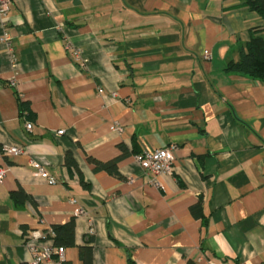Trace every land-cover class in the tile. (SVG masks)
Listing matches in <instances>:
<instances>
[{
    "label": "crops",
    "instance_id": "obj_1",
    "mask_svg": "<svg viewBox=\"0 0 264 264\" xmlns=\"http://www.w3.org/2000/svg\"><path fill=\"white\" fill-rule=\"evenodd\" d=\"M8 1L0 264L71 219L65 264H264V82L225 69L260 16L237 0ZM170 145V174L135 160Z\"/></svg>",
    "mask_w": 264,
    "mask_h": 264
},
{
    "label": "built area",
    "instance_id": "obj_2",
    "mask_svg": "<svg viewBox=\"0 0 264 264\" xmlns=\"http://www.w3.org/2000/svg\"><path fill=\"white\" fill-rule=\"evenodd\" d=\"M8 11L9 1L0 0V13L2 16L6 17ZM73 54L77 55V51L75 50ZM203 57L205 59L209 58L207 54ZM75 59L78 60L76 57ZM25 128L31 130L33 128L32 122H26ZM110 129L116 132L122 131L121 126L117 122H113ZM62 132V130H59L56 134L60 135ZM174 148L173 145L157 149L145 148L141 153L135 155V160L145 172H151L153 174H170L174 160L172 155ZM22 152L23 149L19 146L6 147L2 151L5 156L18 155ZM4 174L5 170L0 167V182ZM34 174L45 177L50 184L55 182V179L42 167H38ZM83 213V210L80 208L75 211V215ZM25 235V246L30 253V259L27 261V264H65V247L54 245L52 240L53 231H50L49 235H46L38 230H29L25 232Z\"/></svg>",
    "mask_w": 264,
    "mask_h": 264
},
{
    "label": "trees",
    "instance_id": "obj_3",
    "mask_svg": "<svg viewBox=\"0 0 264 264\" xmlns=\"http://www.w3.org/2000/svg\"><path fill=\"white\" fill-rule=\"evenodd\" d=\"M238 6H245L255 11L262 19V24L248 30V40L240 48L236 61L227 62L225 69L229 72L258 79L264 82V0H237ZM25 103L21 105L23 111ZM68 165H74V160L69 152L65 154ZM100 164V163H98ZM103 168V165L100 164ZM14 198H26L23 190L18 188L11 194ZM52 240L56 246H70L74 244V221L69 220L63 225H53ZM186 264H193L188 261Z\"/></svg>",
    "mask_w": 264,
    "mask_h": 264
}]
</instances>
